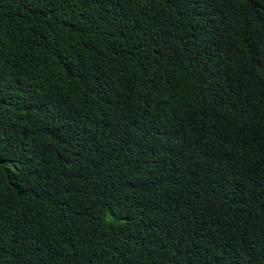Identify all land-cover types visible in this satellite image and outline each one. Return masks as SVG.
Wrapping results in <instances>:
<instances>
[{"label":"trees","instance_id":"trees-1","mask_svg":"<svg viewBox=\"0 0 264 264\" xmlns=\"http://www.w3.org/2000/svg\"><path fill=\"white\" fill-rule=\"evenodd\" d=\"M0 264H264V0H0Z\"/></svg>","mask_w":264,"mask_h":264}]
</instances>
